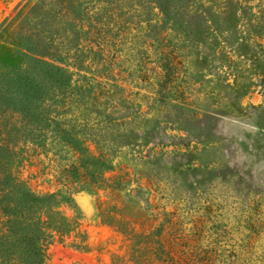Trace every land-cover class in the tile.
<instances>
[{"label": "rangeland", "instance_id": "1", "mask_svg": "<svg viewBox=\"0 0 264 264\" xmlns=\"http://www.w3.org/2000/svg\"><path fill=\"white\" fill-rule=\"evenodd\" d=\"M19 176L83 212L48 264H264V0H0V194Z\"/></svg>", "mask_w": 264, "mask_h": 264}, {"label": "trees", "instance_id": "2", "mask_svg": "<svg viewBox=\"0 0 264 264\" xmlns=\"http://www.w3.org/2000/svg\"><path fill=\"white\" fill-rule=\"evenodd\" d=\"M59 69H57L58 71ZM55 71V72H57ZM45 74L64 87V98L71 93L69 87L74 83L69 76L59 81L56 75L45 71ZM54 76V77H53ZM36 80L28 79L19 88L21 89L20 104L23 112L31 118L37 117L39 121L46 118L47 128L59 115H36L32 112L35 100L45 99ZM56 122V121H55ZM57 121V131L68 134V127ZM43 125L45 123H42ZM13 180V179H12ZM17 182H9V186L18 189V192L8 189L0 194V208L3 217L0 220V264H48L49 246L56 240H62L72 231H78L81 225L83 212L77 204L73 191L70 188L58 189L55 192L39 193L34 191L27 180L19 176ZM71 210L66 214L62 209ZM84 235L82 232H77ZM81 248H86L87 243H75Z\"/></svg>", "mask_w": 264, "mask_h": 264}]
</instances>
